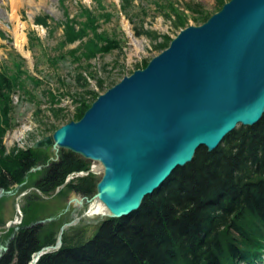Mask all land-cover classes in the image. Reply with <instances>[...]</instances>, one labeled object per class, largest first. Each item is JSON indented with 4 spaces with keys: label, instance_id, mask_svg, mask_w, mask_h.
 Instances as JSON below:
<instances>
[{
    "label": "water",
    "instance_id": "1",
    "mask_svg": "<svg viewBox=\"0 0 264 264\" xmlns=\"http://www.w3.org/2000/svg\"><path fill=\"white\" fill-rule=\"evenodd\" d=\"M263 114L264 0H229L99 95L78 121L31 149L51 147L99 163L91 199L105 207L107 218L120 219L190 163L197 149L214 151L236 127L254 126ZM10 194L0 188V196ZM85 216L62 224L57 242L36 252L31 264L58 251L65 230ZM6 250L0 246V258Z\"/></svg>",
    "mask_w": 264,
    "mask_h": 264
},
{
    "label": "trees",
    "instance_id": "2",
    "mask_svg": "<svg viewBox=\"0 0 264 264\" xmlns=\"http://www.w3.org/2000/svg\"><path fill=\"white\" fill-rule=\"evenodd\" d=\"M58 1L64 4L66 0ZM218 2L221 6L226 3ZM89 13H84L86 19L80 26L67 16L62 47L86 38L88 32H96L97 18ZM108 14L107 20L111 18ZM48 20L38 17L34 24L47 28ZM162 40L157 46L159 52L172 39L163 36ZM87 46L89 58L103 55L118 44L102 33H92V38L84 44ZM76 48L70 51L72 56L77 53ZM14 66L20 73V66ZM18 78L0 69V188L5 191L12 183H22L26 167L44 157L41 150L31 148L3 155L2 138L9 121L10 95L15 86L20 87ZM88 108L80 103L75 121ZM80 171H89L84 159L61 150L58 160L50 165L36 188L44 195L51 194L70 174ZM95 185L96 181L88 175L66 185L59 194L88 197L95 193ZM27 221L28 218L22 222ZM41 229L34 226L18 231L0 264H30L34 253L54 245L55 233L48 234L52 239H43ZM79 236L78 241L70 243L62 238L61 248L43 255L36 264H262L264 114L254 126L236 127L214 151L197 149L193 160L177 168L159 189L145 197L137 211L120 219L100 221L93 236L85 241Z\"/></svg>",
    "mask_w": 264,
    "mask_h": 264
},
{
    "label": "rangeland",
    "instance_id": "3",
    "mask_svg": "<svg viewBox=\"0 0 264 264\" xmlns=\"http://www.w3.org/2000/svg\"><path fill=\"white\" fill-rule=\"evenodd\" d=\"M221 7L218 0H66L64 4L58 0H0V69L8 75H17L21 83L10 95L9 121L2 138L3 155L31 148L36 141L75 121L80 103L90 107L99 95L158 55L157 46L163 36L173 39L187 26L203 24ZM86 11L97 18L96 32H88L86 38L62 47L67 16L80 26L86 19ZM14 12L13 22L10 16ZM108 13L109 20L106 19ZM38 17H48L47 28L34 24ZM15 26L25 38L23 50L15 46ZM92 33H102L116 41L118 47L88 58L89 46L84 47V44L92 38ZM154 35L160 37L153 39ZM76 47L78 51L72 56L70 51ZM15 64L20 66V73ZM16 133L22 134L19 140L14 138ZM60 151L51 147L42 151L44 157L26 167L23 182L10 184L11 194L0 196V234L8 229L1 240L13 228H17L16 234L30 224L56 218V222L43 225L46 229L42 232L43 239H52L48 234L55 233L56 243L60 227L67 223V214L75 209L73 214L78 217L88 210L93 200L84 202L83 206L71 200L91 199L95 193L88 197L58 194L65 189V184L48 195L39 193L36 188L50 165L58 160ZM85 163L97 183L101 173L93 166L100 165ZM26 218L28 224L20 225L21 219ZM97 218H81L65 230L62 238L68 243L78 241L79 235L84 241L91 238L100 222L96 223Z\"/></svg>",
    "mask_w": 264,
    "mask_h": 264
},
{
    "label": "bare ground",
    "instance_id": "4",
    "mask_svg": "<svg viewBox=\"0 0 264 264\" xmlns=\"http://www.w3.org/2000/svg\"><path fill=\"white\" fill-rule=\"evenodd\" d=\"M14 19H16L15 17V12L10 16V20L13 21ZM14 22V21H13ZM14 34V38H15V46L17 48H19L20 50H23L24 48V43H25V38L23 37V35L19 34V27L18 26H15V30L13 32ZM21 135L22 134H19V133H16L14 135V138L16 140H19L21 138ZM35 151H40V150H35ZM82 158V157H81ZM84 159V158H82ZM85 161H89V162H94L96 164H99L95 161H91V160H87V159H84ZM100 165V164H99ZM187 165V164H186ZM94 168H97V172L98 173H102V168H101V165L100 167L94 165L93 166ZM184 167V166H183ZM179 168V167H178ZM82 173H89V171H80V172H75V173H72L70 174L66 181L64 182V188L66 187V185L72 183L77 177L78 175L82 174ZM94 173V172H92ZM62 188V187H61ZM4 189V188H3ZM58 190V189H57ZM39 193H41L39 190H38ZM59 194V193H58ZM72 194H77V193H72ZM22 197V196H21ZM93 200V201H92ZM78 201H81V205L83 206L84 202L85 203H91V205L89 206L88 210L85 212L86 213V216L87 217H103L104 219L107 218V215H108V212L107 210L105 209V207L95 198L91 199L89 202L86 201L85 198H82ZM77 203V202H76ZM35 254V253H34ZM34 259V255H33V258L32 260ZM40 261V260H39ZM32 262V261H31Z\"/></svg>",
    "mask_w": 264,
    "mask_h": 264
},
{
    "label": "flooded vegetation",
    "instance_id": "5",
    "mask_svg": "<svg viewBox=\"0 0 264 264\" xmlns=\"http://www.w3.org/2000/svg\"><path fill=\"white\" fill-rule=\"evenodd\" d=\"M74 211H75V209H73L71 212H69L68 214H67V216L65 217V222H70L71 220H73V218H74ZM57 220H56V218H52V219H50L49 221L47 220V221H45L44 223H42V224H38V225H34V226H41L42 227V229L40 230V233H42L43 232V230L44 229H46V227L45 226H43V225H46V224H52L53 222H56ZM34 224V223H33ZM64 224V223H63ZM34 226H32V224H30V225H28V226H26V228H32V227H34ZM17 228H13L12 229V231H11V233L9 234V235H7V237L3 240H1L0 239V242H1V244H0V246H4V247H7V250H6V252L8 251V247H9V245H10V243H11V241L14 239V237H15V234H14V231H17L16 230ZM8 230V229H7ZM7 230L4 232V233H2V234H0V238L3 236V234H6L7 233ZM48 230V229H47ZM3 241V242H2ZM1 253H3V251L1 252ZM2 256H3V254H2Z\"/></svg>",
    "mask_w": 264,
    "mask_h": 264
}]
</instances>
